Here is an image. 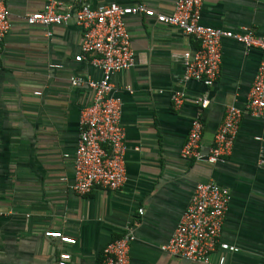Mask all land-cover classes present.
<instances>
[{
    "label": "crops",
    "instance_id": "0c3cea01",
    "mask_svg": "<svg viewBox=\"0 0 264 264\" xmlns=\"http://www.w3.org/2000/svg\"><path fill=\"white\" fill-rule=\"evenodd\" d=\"M85 1L92 8L144 4L168 14L177 0ZM45 2L6 0L11 31L0 44V264H58L64 253L71 255L67 264H104V248L128 229L135 235L130 264H195L164 247L195 186L206 182L229 191L220 241L238 249L217 248L210 264L221 258L225 264H264V115L243 118L226 163L181 158L199 112L195 99L210 100L201 114L200 150L206 154L226 108L247 102L260 50L223 40L221 77L207 87L185 77L184 54L198 47L194 38L155 19L129 17L135 65L113 77L123 104L127 179L119 190L95 188L80 196L72 189L74 156L81 111L92 92L73 86L71 77L98 80L102 73L88 60L76 61L78 26L27 23ZM201 22L264 37V0H205ZM175 92L188 98L180 108L173 104ZM48 231L77 243L49 238Z\"/></svg>",
    "mask_w": 264,
    "mask_h": 264
},
{
    "label": "built area",
    "instance_id": "2783aa9c",
    "mask_svg": "<svg viewBox=\"0 0 264 264\" xmlns=\"http://www.w3.org/2000/svg\"><path fill=\"white\" fill-rule=\"evenodd\" d=\"M205 0H177L172 12L160 13L144 4L127 7L118 4L90 7L85 0H46L44 9L27 16L30 26H63L75 24L82 30L81 53L76 61L88 60L102 75L96 80L71 77L75 87L87 86L91 102L81 111L79 141L74 156L73 191L85 196L95 188L119 190L127 179L125 163V128L121 118L122 99L116 95L113 77L135 65V53L127 29L131 16H145L157 23L179 29L184 35L194 38L198 47L184 54L186 79L215 85L221 77L222 43L225 39L243 44L247 51L257 48L262 54L248 100L243 107L228 106L208 152L200 150L204 124L202 112L209 107L207 97H198L194 103L199 107L192 121L191 131L182 148L181 158L201 160L206 157L210 164H224L232 154L243 118L264 115V37L251 29L233 32L204 25L201 22ZM11 31V22L6 0H0V44ZM52 35V33H49ZM128 89H130L128 87ZM173 104L180 108L188 100L185 92H175ZM231 200L229 191L214 182L198 183L193 191L174 234L164 250L176 257L195 264H210V256L217 248L237 252L238 249L221 243L227 209ZM142 213L143 210H140ZM49 238L65 244H76L59 231H48ZM135 235L131 229L108 244L103 250L104 264H130V250ZM69 253L61 254L58 264H67ZM219 264H225L221 258Z\"/></svg>",
    "mask_w": 264,
    "mask_h": 264
}]
</instances>
